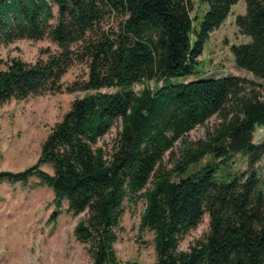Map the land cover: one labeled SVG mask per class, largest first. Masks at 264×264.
<instances>
[{
	"label": "trees",
	"instance_id": "trees-1",
	"mask_svg": "<svg viewBox=\"0 0 264 264\" xmlns=\"http://www.w3.org/2000/svg\"><path fill=\"white\" fill-rule=\"evenodd\" d=\"M202 1L209 11L197 32L191 0H0L1 44L48 37L59 48L46 60L14 59L0 70V107L61 92V79L75 62L89 70L86 80L66 88L87 95L52 129L37 163L21 172H0V183L25 185L36 178L52 189L58 209L66 202L68 213L85 214L74 233L89 244L93 264H122L114 248L117 230L125 203L139 198L145 201L141 229L154 234L156 264H264L258 173L217 180L220 165L236 154L245 153L250 167L264 157V142H253L255 126L264 128V96L238 76L171 82L193 73L210 33L241 0ZM244 1L247 13L236 25L251 42L233 47L235 62L264 79V0ZM151 81L164 85L150 89L145 84ZM135 85L144 88L137 93ZM213 117L220 123L203 140H186ZM118 121L122 127L109 154L98 144ZM207 157L213 161L189 173ZM44 165L54 174L42 170ZM205 214L210 220L205 241L180 250L182 238Z\"/></svg>",
	"mask_w": 264,
	"mask_h": 264
},
{
	"label": "rangeland",
	"instance_id": "rangeland-1",
	"mask_svg": "<svg viewBox=\"0 0 264 264\" xmlns=\"http://www.w3.org/2000/svg\"><path fill=\"white\" fill-rule=\"evenodd\" d=\"M194 18V29L199 32L200 23L209 11V5L202 0H191ZM58 16V9L54 7ZM247 13L244 0L236 3L224 23L212 33L203 45L197 58L193 73L185 78H174L173 84L188 83L198 80L238 76L253 82L254 90L264 96V79L254 76L247 70L237 67L233 47L249 44L251 38L240 33L236 19ZM113 21V19H112ZM52 21V23H55ZM197 37L191 36L192 48ZM59 51L57 44L48 37L40 41L18 40L11 44L0 43V70H6L14 59L26 63H35L38 58L46 60L50 54ZM88 67L75 62L61 79V92H47L41 96L26 100H11L0 107V172H21L37 163L41 156L42 146L51 133L71 109L76 99L83 98L86 92L69 93L66 88L75 81H84L88 77ZM164 83L148 82L145 86L157 89ZM143 85H135L139 93ZM250 86H247V93ZM90 94V93H88ZM220 121L211 118L206 125L194 129L186 137L190 143L203 140L208 129L214 128ZM122 123L114 127L99 141L109 154L113 152ZM253 142L260 145L264 142V128L255 126ZM180 144L175 152L178 155ZM213 161L207 157L199 165L193 166L189 173H194L204 164ZM168 169L173 167L170 154L165 157ZM42 170L54 174L50 165ZM255 170L264 192V157L254 166H249V157L245 153L232 156L220 165L217 180L230 182L243 172ZM67 203L58 209L51 188L40 184L36 178L27 184L0 183V264H93L89 244L76 240L75 227L85 218L68 213ZM125 213L117 230L118 240L114 248L122 264H156L154 234L148 229H141V217L145 210V201L141 198L126 202ZM210 232L209 215L205 214L199 225L185 235L179 243V249L189 251L197 241H205Z\"/></svg>",
	"mask_w": 264,
	"mask_h": 264
}]
</instances>
